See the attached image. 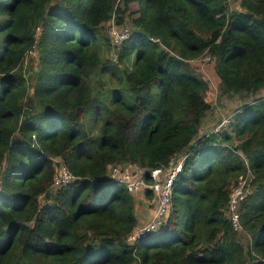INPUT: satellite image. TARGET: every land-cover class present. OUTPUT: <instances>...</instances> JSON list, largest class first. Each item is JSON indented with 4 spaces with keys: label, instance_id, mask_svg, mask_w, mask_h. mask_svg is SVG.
<instances>
[{
    "label": "trees",
    "instance_id": "trees-1",
    "mask_svg": "<svg viewBox=\"0 0 264 264\" xmlns=\"http://www.w3.org/2000/svg\"><path fill=\"white\" fill-rule=\"evenodd\" d=\"M229 4L0 0V264H264V95L217 130L215 109L219 121L201 134L212 79L230 97L264 88V0ZM110 18L133 30L122 44L106 30ZM112 44L117 61L135 54V65L104 107L90 77ZM201 58L209 75L192 62ZM87 108L101 117L98 135L84 129ZM180 155L167 220L128 241L152 214L113 169H143L151 184L149 170ZM61 166L73 180L55 187ZM246 173L253 184L238 202L237 232L228 201Z\"/></svg>",
    "mask_w": 264,
    "mask_h": 264
},
{
    "label": "rangeland",
    "instance_id": "rangeland-1",
    "mask_svg": "<svg viewBox=\"0 0 264 264\" xmlns=\"http://www.w3.org/2000/svg\"><path fill=\"white\" fill-rule=\"evenodd\" d=\"M117 0H114V2ZM119 1V0H118ZM227 3H231L229 4V8L232 10H239V6L238 3L241 0H225ZM115 8V5H114ZM130 10L134 11L137 9V3H132L129 5ZM110 21H114V19L110 20L107 22V26H106V30L108 32H115L113 29H116L117 31L121 30L115 26H112V24L110 23ZM130 24V22H129ZM129 26V25H128ZM130 27V26H129ZM129 27H126V29H128ZM131 28V27H130ZM132 28H131V32H132ZM126 33L123 32V35H125ZM114 41V40H113ZM105 46V45H104ZM102 46L100 48L99 51V55L102 59V61L104 62L101 66H99L97 69H95L93 71V74H91L90 77V87H92V98L95 102H97V104L99 106H104V107H109L110 106V101L111 99L117 94L118 90L120 88H124L125 87V75L127 74L128 71H131V69L134 67V63H135V54H131L127 59H125L124 61L120 62L117 61V58L115 57L116 54L114 53V44H112L113 49H111L109 47V45H107L106 47ZM109 47V48H108ZM111 51V52H110ZM110 55L113 56V59L110 60ZM205 56V55H204ZM29 57L26 58L24 65L27 63ZM192 62H196L199 63V67L202 70V72L204 74L209 75L206 71V68H208L207 66V60H192ZM204 63V64H203ZM177 63H175L174 65V69L176 68ZM212 85L214 87V90L216 91V99L214 102V108L210 110V114L204 119V127L202 128L201 134L207 132V130L209 131L211 129V127H213L218 121L219 118H213L212 114L213 111H215V109L220 110L221 111V117L225 119L226 114L229 113H233L234 110L236 108H238L241 104L243 103H248L250 102L254 97H256L257 95H264V88L263 90L259 91V93H242V94H237L234 95L232 97L227 96V95H221L220 91L218 89V85H216V83L214 82V80L212 79ZM105 90H109V92L107 91L105 94ZM122 92H124L125 94H120L122 96H124L127 101L129 99V103H131V97L129 95H127L125 90H121ZM99 119H101L100 115H95L93 110L91 108H87L84 112V116H83V124H84V129L87 132H91L93 135H98L99 131H100V125L97 122ZM204 135V134H203ZM62 163V162H60ZM127 170L130 171V173H135L134 171V167H130L127 168ZM143 169H137L138 174L141 175V173L143 172ZM61 176V178L58 175ZM130 174H126L124 171L122 174H120V178L122 180H124L127 184L129 183V179H130ZM139 178V177H138ZM243 178H245V183L248 186H252L253 183H251V180L253 178V176L249 173H246ZM240 178L238 176V179H243ZM141 180V178H139ZM65 180H69L72 181L73 177L71 172L68 169H65L63 166L58 167L56 170V176H55V181L53 183V185L55 187H58L60 185H64L65 183H63V181ZM123 183V181H120ZM235 187V186H234ZM233 187V188H234ZM253 188V187H252ZM251 188V189H252ZM132 191L130 192V194H132L133 196H135V203L137 207H143L145 209H149L151 211V214L155 211L156 206L158 205V198H154V201H157V205H150V202H144L143 203V197H144V191L143 187H141V191L139 190V187H136V184L133 182L132 183ZM134 189H137V191H135ZM245 197V196H244ZM157 213V212H156ZM228 215H230L228 213ZM152 231H149L145 237ZM243 234H241L240 236H242ZM249 238V235H248ZM250 240V238H249Z\"/></svg>",
    "mask_w": 264,
    "mask_h": 264
},
{
    "label": "built area",
    "instance_id": "built-area-1",
    "mask_svg": "<svg viewBox=\"0 0 264 264\" xmlns=\"http://www.w3.org/2000/svg\"><path fill=\"white\" fill-rule=\"evenodd\" d=\"M113 30L115 32H109V35L112 41L114 40L113 43L117 45L121 44L130 35V29H124L121 31L120 30L117 31L116 29ZM123 32H125L126 34L123 35ZM227 120L228 118L223 119L221 124L216 126L215 129L216 130L219 129V127L221 125H224L227 122ZM179 170H180V164L175 167L173 163H171L167 167L161 166L154 169H150L149 176L153 180V182L151 185H149L145 183V181L141 177L142 174L141 176H138L139 178H141V180L138 177L130 176L129 183L127 184L124 180L120 178V169L117 168L113 169V173L111 177L113 178L116 177L120 181H123V184L125 185V187L129 192L133 190L132 183L134 182L136 184V187H139V190L141 189V187L146 188L149 186L150 188H152L153 191L157 193L158 205L156 201L157 206L155 208V211L152 213V221L148 222L146 226L137 229L135 233L129 235L128 240H134L135 238L145 236L149 231L154 230L156 226H160L164 222L165 215L167 214L170 207L171 184L173 182L176 172H178ZM125 173L129 174L128 172ZM244 183H245V178L238 180V185H236L232 189L228 201L229 214L235 229L240 228L238 202L239 200H242L245 196V191L243 190L245 186ZM134 190L137 191V189Z\"/></svg>",
    "mask_w": 264,
    "mask_h": 264
},
{
    "label": "clouds",
    "instance_id": "clouds-1",
    "mask_svg": "<svg viewBox=\"0 0 264 264\" xmlns=\"http://www.w3.org/2000/svg\"><path fill=\"white\" fill-rule=\"evenodd\" d=\"M131 34H132V32L130 31V35H129V37L131 36ZM128 37V38H129ZM127 38V39H128ZM126 40V39H125ZM123 43V42H122ZM121 43V44H122ZM200 60H203L202 58L200 59ZM226 119V118H225ZM222 122V121H221ZM221 122L219 123V124H221ZM219 124H217L216 126H218ZM216 126L214 127V128H216ZM221 126H223V125H221ZM220 126V127H221ZM219 127V128H220ZM184 159H185V156H182V155H180V156H178L175 160H170V162L167 164L168 166L171 164V163H173L174 164V166L176 167L177 165H179L180 164V170L178 171V172H176V174H175V176H174V179L176 178V176H177V174L178 173H180V171H181V169H182V165H183V161H184ZM174 179H173V181H174ZM152 182H153V180H152ZM146 183V182H145ZM148 184V183H147ZM152 184V183H151ZM151 184H149V185H151ZM172 185H173V182H172V184H171V199H170V207H169V210H168V212H167V214L165 215V220H167V216H168V214H169V212H170V208H171V203H172V194H173V191H172ZM126 188V187H125ZM147 189H150L152 192H153V194H154V198H157V193L155 192V191H153L152 190V188H150L149 186L148 187H146ZM145 188L143 187V190H144ZM233 189V188H232ZM126 190H127V188H126ZM142 190V191H143ZM128 191V190H127ZM140 191H141V189H140ZM232 191V190H231ZM129 192V191H128ZM130 193V192H129ZM231 193V192H230ZM228 213H229V209H228V211H227V216H228V218L231 220V218H230V215H228ZM238 213H239V223H240V212L238 211ZM164 220V221H165ZM231 223H232V221H231ZM233 225V224H232ZM161 226V225H160ZM234 227V226H233ZM243 228H241V225H240V228L239 229H234L235 231H237V232H239V231H241ZM137 231V229L136 230H134L132 233H135ZM152 231H154V230H152ZM131 233V234H132ZM145 236H142V237H139V238H144ZM136 239H138V238H135L134 240H136ZM134 240H128V241H134Z\"/></svg>",
    "mask_w": 264,
    "mask_h": 264
},
{
    "label": "crops",
    "instance_id": "crops-1",
    "mask_svg": "<svg viewBox=\"0 0 264 264\" xmlns=\"http://www.w3.org/2000/svg\"><path fill=\"white\" fill-rule=\"evenodd\" d=\"M151 211H152V210H150L149 214H151ZM150 217H151V216H150Z\"/></svg>",
    "mask_w": 264,
    "mask_h": 264
},
{
    "label": "bare ground",
    "instance_id": "bare-ground-1",
    "mask_svg": "<svg viewBox=\"0 0 264 264\" xmlns=\"http://www.w3.org/2000/svg\"><path fill=\"white\" fill-rule=\"evenodd\" d=\"M118 33V32H117Z\"/></svg>",
    "mask_w": 264,
    "mask_h": 264
}]
</instances>
